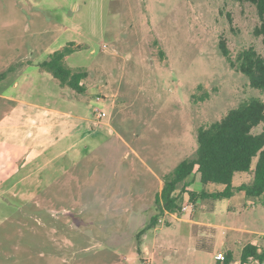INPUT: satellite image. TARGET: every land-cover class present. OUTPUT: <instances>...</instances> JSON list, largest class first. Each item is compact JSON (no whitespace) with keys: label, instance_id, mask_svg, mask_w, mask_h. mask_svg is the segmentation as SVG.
Here are the masks:
<instances>
[{"label":"rangeland","instance_id":"1","mask_svg":"<svg viewBox=\"0 0 264 264\" xmlns=\"http://www.w3.org/2000/svg\"><path fill=\"white\" fill-rule=\"evenodd\" d=\"M260 23L237 0H0V264H219L221 252L240 259L248 244L264 246V195L194 203L179 189L171 215L156 200L195 155L199 128L264 101L219 47L234 60L249 48L264 57ZM69 44L66 65L87 72L85 93L40 67ZM97 108L109 127L88 124L61 143L41 134L49 112L74 122L96 120ZM252 177L238 173L234 186Z\"/></svg>","mask_w":264,"mask_h":264},{"label":"trees","instance_id":"2","mask_svg":"<svg viewBox=\"0 0 264 264\" xmlns=\"http://www.w3.org/2000/svg\"><path fill=\"white\" fill-rule=\"evenodd\" d=\"M237 1L256 7L261 23L256 27L254 34L256 37H262L264 45V0ZM219 47L230 66L245 75L252 88L264 92V57L254 48H249L241 51L234 60L224 40L220 42ZM75 49L74 44L67 45L51 54L50 59L41 63L40 67L59 80L62 87L85 93L87 88L84 81L88 77L87 72L75 71L66 65V58L73 54ZM262 124L264 101L251 98L229 111L220 121L199 128L195 155L181 162L164 178L163 189L156 199L160 209L171 214L182 211V206L178 203L180 197L176 195L179 189L189 193L194 203L207 198L231 199L237 193H244L248 198L263 196L264 131L260 134L254 133ZM238 173H251L252 180L235 187L234 179ZM196 182L205 188L208 185H217L223 186L224 189L212 193L203 190L198 194L189 190ZM258 250L256 245L248 244L242 251L241 259L246 261L250 257L264 258V251L259 253ZM227 256L228 260L233 259L232 253H227Z\"/></svg>","mask_w":264,"mask_h":264},{"label":"crops","instance_id":"3","mask_svg":"<svg viewBox=\"0 0 264 264\" xmlns=\"http://www.w3.org/2000/svg\"><path fill=\"white\" fill-rule=\"evenodd\" d=\"M75 46H78V45H75ZM62 49V48H61ZM53 54V53H52ZM69 57H67L66 59H68ZM65 97V96H64ZM42 110V109H41ZM42 111H45V110H42ZM45 112H49V110H46ZM49 113H52L54 114L56 117L54 118H50L48 120H45L43 121L41 124H40V127L42 129V133H45L46 135L49 134V133H52V132H56L57 133V137H56V141L58 143H61L63 141V139L66 137V135H68V133H73L75 130L88 125V124H91L93 125L94 127H100L101 129H104V128H107L109 127V124H106L104 122V120L101 122V124H96V120L95 119H90V118H85V117H75L76 120L78 121H74V122H69L68 119H72V117L74 116H71L63 111H54V112H49ZM74 119V118H73ZM68 129V131L66 133H64V131ZM99 133L98 132H90V131H84L81 135H83L84 137L82 139H87V138H93V137H96L95 135H98ZM96 142V141H95ZM37 146V145H36ZM74 146L75 145H72L71 147H67V148H60L59 149V153L55 156V157H52V158H49L45 161V166H47L49 163H52L54 162V159H60L61 157L65 156L70 150H73L74 149ZM91 151L93 150L94 148V145L90 147ZM88 154H85L83 157H81L80 159H83V158H86ZM25 163L28 161V158L24 159ZM34 163V162H33ZM32 163V164H33ZM31 164V165H32ZM30 165V166H31ZM29 172V174L26 176L27 178L28 177H31L33 176V174H31ZM43 179V178H42ZM45 180V182L47 181V179H43ZM163 186L164 184L162 183V186L160 188V193L163 189ZM45 191V190H44ZM30 194V193H28ZM30 196V195H29Z\"/></svg>","mask_w":264,"mask_h":264},{"label":"built area","instance_id":"4","mask_svg":"<svg viewBox=\"0 0 264 264\" xmlns=\"http://www.w3.org/2000/svg\"><path fill=\"white\" fill-rule=\"evenodd\" d=\"M107 46H105L106 48ZM97 101H102L101 97H97L96 98ZM96 114H97V119H96V124H101V122L107 118V114L106 112L100 110V109H96ZM188 210V206L183 208L184 212H187ZM168 214H170L169 212H167ZM171 215V214H170ZM263 239H264V235H263ZM254 245H256L257 247H259L258 252L261 253L264 251V246H262L261 244H259V242H256ZM217 261L219 264H264V258L261 257H250L248 258L246 261H243L240 257V259H232V260H228V256L227 253H219L217 255Z\"/></svg>","mask_w":264,"mask_h":264}]
</instances>
